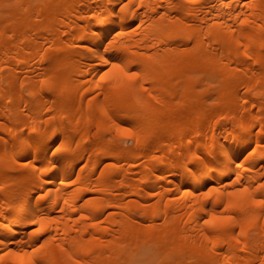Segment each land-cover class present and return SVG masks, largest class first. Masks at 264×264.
I'll return each mask as SVG.
<instances>
[{
  "label": "bare ground",
  "instance_id": "bare-ground-1",
  "mask_svg": "<svg viewBox=\"0 0 264 264\" xmlns=\"http://www.w3.org/2000/svg\"><path fill=\"white\" fill-rule=\"evenodd\" d=\"M260 185L264 0H0V264H264Z\"/></svg>",
  "mask_w": 264,
  "mask_h": 264
},
{
  "label": "snow or ice",
  "instance_id": "snow-or-ice-1",
  "mask_svg": "<svg viewBox=\"0 0 264 264\" xmlns=\"http://www.w3.org/2000/svg\"><path fill=\"white\" fill-rule=\"evenodd\" d=\"M117 69H119L123 73V77L127 81L135 80L137 75H138V73L135 70L128 71V70L123 69L120 64L114 63V64H112V68L111 69L106 70V71L103 72V74L100 76V80L104 81L107 77L110 76V73L113 70H117ZM125 87H126V85L123 82L118 81L117 88H125ZM125 131H127V129H125ZM259 187L260 188H264V185H260ZM248 192H249L248 188L237 189L235 192H228L227 195H228V197L230 199H229V202L227 204H225L224 207L226 209L231 207L232 206L231 198L232 197H238L239 198V202L242 203V204L248 203L249 200H250L251 206L264 208V199H256V198L248 197V196L245 195ZM215 219L216 218L214 217L213 220H215ZM220 219H221V222H227V221L232 220V216H224V217H222ZM204 223L205 224H211L212 222L208 221V220H205ZM41 231H42L41 228H37L35 230V234L39 235ZM9 254L10 253L0 254V259H3V257L5 255H9ZM11 255H17V254L16 253H11Z\"/></svg>",
  "mask_w": 264,
  "mask_h": 264
},
{
  "label": "rangeland",
  "instance_id": "rangeland-1",
  "mask_svg": "<svg viewBox=\"0 0 264 264\" xmlns=\"http://www.w3.org/2000/svg\"><path fill=\"white\" fill-rule=\"evenodd\" d=\"M129 144H130V142H129Z\"/></svg>",
  "mask_w": 264,
  "mask_h": 264
}]
</instances>
